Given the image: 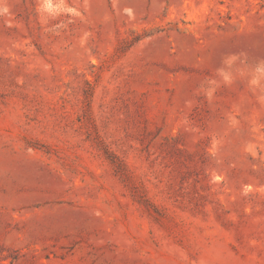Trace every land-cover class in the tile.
Returning a JSON list of instances; mask_svg holds the SVG:
<instances>
[{
  "label": "rangeland",
  "instance_id": "obj_1",
  "mask_svg": "<svg viewBox=\"0 0 264 264\" xmlns=\"http://www.w3.org/2000/svg\"><path fill=\"white\" fill-rule=\"evenodd\" d=\"M0 264H264V0H0Z\"/></svg>",
  "mask_w": 264,
  "mask_h": 264
},
{
  "label": "clouds",
  "instance_id": "obj_2",
  "mask_svg": "<svg viewBox=\"0 0 264 264\" xmlns=\"http://www.w3.org/2000/svg\"><path fill=\"white\" fill-rule=\"evenodd\" d=\"M225 79H227V77H225ZM254 83H255V81H254Z\"/></svg>",
  "mask_w": 264,
  "mask_h": 264
}]
</instances>
